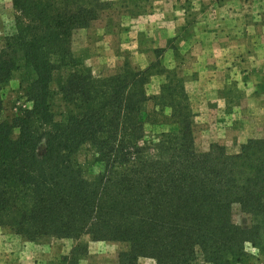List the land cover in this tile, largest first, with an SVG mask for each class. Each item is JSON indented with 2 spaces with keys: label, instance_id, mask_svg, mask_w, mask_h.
Here are the masks:
<instances>
[{
  "label": "trees",
  "instance_id": "1",
  "mask_svg": "<svg viewBox=\"0 0 264 264\" xmlns=\"http://www.w3.org/2000/svg\"><path fill=\"white\" fill-rule=\"evenodd\" d=\"M11 1L15 33L0 46V228L32 243L121 244L117 264H242L248 248L264 253V138L200 153L176 67L125 62L94 75L72 39L107 2ZM15 72L31 108L9 120L2 91ZM155 75L163 82L149 97ZM84 148L92 160L82 164ZM235 206L248 226L234 222ZM86 253L80 243L62 260Z\"/></svg>",
  "mask_w": 264,
  "mask_h": 264
},
{
  "label": "rangeland",
  "instance_id": "2",
  "mask_svg": "<svg viewBox=\"0 0 264 264\" xmlns=\"http://www.w3.org/2000/svg\"><path fill=\"white\" fill-rule=\"evenodd\" d=\"M101 1L108 8L89 28L75 31L72 39L73 52L94 75L115 74L125 62L136 70L155 61L176 67L195 113L192 130L200 153L212 144L234 151L248 138H264V0ZM14 17L12 1L0 0V46L4 37L15 33ZM20 81L21 72H15L2 91L3 118L12 120L31 108ZM162 82L163 76H153L147 95L157 94ZM90 160L91 153L81 150L79 161ZM232 217L248 226L249 217L237 206ZM80 243L87 244V253L76 262L63 261ZM124 249L87 237L80 242H26L0 228V264H117V254ZM247 250L242 264H264V253ZM137 264L155 262L141 258Z\"/></svg>",
  "mask_w": 264,
  "mask_h": 264
}]
</instances>
